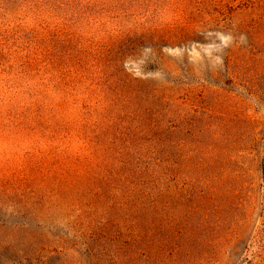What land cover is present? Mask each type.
Here are the masks:
<instances>
[{"label": "trees", "instance_id": "trees-1", "mask_svg": "<svg viewBox=\"0 0 264 264\" xmlns=\"http://www.w3.org/2000/svg\"><path fill=\"white\" fill-rule=\"evenodd\" d=\"M251 13L250 44L264 48V0H0V264H52L30 232L49 196L72 224V246L53 252L63 264L70 251L72 264L240 257L243 161L264 172V157L237 152L236 164L216 124L187 140L185 88L129 65L148 49L156 69L162 49L205 43L223 16ZM256 131L243 147L261 143Z\"/></svg>", "mask_w": 264, "mask_h": 264}, {"label": "rangeland", "instance_id": "rangeland-1", "mask_svg": "<svg viewBox=\"0 0 264 264\" xmlns=\"http://www.w3.org/2000/svg\"><path fill=\"white\" fill-rule=\"evenodd\" d=\"M258 17L259 14L255 13L223 16L217 28L210 27L213 34L208 35L205 43L162 49V54L156 56L159 60L156 69H147V61L152 54L148 49L129 65L130 71L143 80L153 81L158 86L171 82L185 88L182 95L186 104L184 117L186 125L191 128L185 138L193 140L200 127L216 124L230 134L227 143L234 150L229 156L236 160V164L237 152L252 154L257 159L264 157V48L254 47L249 41V28L259 20ZM252 127L256 128L261 143L243 147L242 142H251L248 136ZM224 137L220 136L219 140L226 141ZM243 162L248 186L245 189L246 218L249 221L246 239L238 244L241 247L240 257L231 259L232 253L226 250L218 257L212 253L203 264H250L258 261L264 264V172L258 166ZM42 209L41 219L32 222L30 232H40L44 237L43 258L52 264H63L66 253L53 252L61 250V239L72 246L75 241L72 240V224L52 196L46 198ZM17 220L21 219L11 218L12 222ZM29 220L32 219L29 217ZM189 226L187 222L183 224L184 232ZM177 229L176 232L181 233ZM207 238L204 240L209 241L210 235ZM77 243L83 245V239ZM67 254L69 264H72V251ZM81 259L84 264H91L87 254Z\"/></svg>", "mask_w": 264, "mask_h": 264}]
</instances>
